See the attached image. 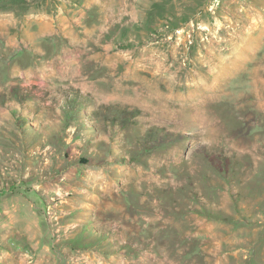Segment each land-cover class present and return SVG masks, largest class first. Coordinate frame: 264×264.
Instances as JSON below:
<instances>
[{
    "label": "rangeland",
    "instance_id": "rangeland-1",
    "mask_svg": "<svg viewBox=\"0 0 264 264\" xmlns=\"http://www.w3.org/2000/svg\"><path fill=\"white\" fill-rule=\"evenodd\" d=\"M0 264H264V0L0 10Z\"/></svg>",
    "mask_w": 264,
    "mask_h": 264
},
{
    "label": "trees",
    "instance_id": "trees-1",
    "mask_svg": "<svg viewBox=\"0 0 264 264\" xmlns=\"http://www.w3.org/2000/svg\"><path fill=\"white\" fill-rule=\"evenodd\" d=\"M31 6V0H0V10H11V9H17V10H25L28 7ZM155 7V13L157 12L160 16L167 18V26L171 23V28L169 30L175 31L181 27V24L183 22H187L191 19L190 15L185 14V16L179 17L176 15V12L171 9L169 12L167 11V6L164 4L160 5L155 3L153 8ZM169 13V14H168ZM150 14V13H149ZM153 16L152 14H150ZM170 22V23H169ZM139 27V24H137ZM146 30L151 32L154 29V26L152 22L147 21L145 24ZM140 30L144 29L142 27H139ZM79 101L78 97H75V100H73L74 103H77ZM75 104L72 103L73 110L70 108L67 111L66 119H72L76 117L75 109H79V107H75ZM116 115H119V113H115ZM235 160V159H234ZM236 162V161H235ZM231 159L229 157H222L221 158V165L219 164L220 173L223 176H226V173L228 169L230 168ZM4 194V193H3ZM6 194V193H5ZM223 218V217H221Z\"/></svg>",
    "mask_w": 264,
    "mask_h": 264
}]
</instances>
